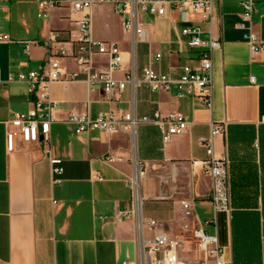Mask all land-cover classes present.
Segmentation results:
<instances>
[{
	"label": "crops",
	"instance_id": "1",
	"mask_svg": "<svg viewBox=\"0 0 264 264\" xmlns=\"http://www.w3.org/2000/svg\"><path fill=\"white\" fill-rule=\"evenodd\" d=\"M38 1L0 0V35L13 40L0 42V264H122L135 259L141 242L158 234L191 250L193 227L216 234L228 264H264V50L252 54L246 31L237 28L238 0H213L211 19L194 12L182 21L181 11L173 8L163 16L138 10L135 20L144 39L123 27L111 3L95 4L89 11L91 38L112 42L120 51L116 79L131 63L137 75L151 66L173 79L185 66H194L197 50L180 33L186 25L199 27L203 38L219 40L220 47L211 53L209 107L178 95L174 84L167 91L141 86L134 93L127 87L111 94L88 84L82 67L69 57L80 35L81 13L55 7L39 17ZM252 29L264 41V0H256ZM50 32L58 37L46 44ZM21 41L30 42L27 53ZM48 56L62 72L78 77L50 86L57 107L47 142L17 137L8 151L9 121L16 112L33 109V96L17 75L42 71ZM106 64L104 55L91 59L92 69ZM132 102L138 117L180 114L187 128L164 141L152 122L138 124L131 136L100 130L76 135L64 121L84 111L92 117L105 112L119 116ZM211 123L224 126L212 142L216 156L227 154L230 184V210L217 213L215 225L205 223L215 214L211 179L202 164L205 147L199 141L210 137ZM47 149L61 160L59 183L52 181ZM134 177L142 200L140 227L132 217L114 218L130 205L129 180ZM181 201L190 203V217H184ZM148 220L156 225H147ZM184 223L189 230L182 229Z\"/></svg>",
	"mask_w": 264,
	"mask_h": 264
},
{
	"label": "built area",
	"instance_id": "2",
	"mask_svg": "<svg viewBox=\"0 0 264 264\" xmlns=\"http://www.w3.org/2000/svg\"><path fill=\"white\" fill-rule=\"evenodd\" d=\"M240 6V22L237 28L246 31V41L250 52L253 54L264 50V41L252 29V16L256 12V0H238ZM111 3L114 12L122 17L123 27L130 30L139 39L145 38L144 31L136 23L135 15L138 10L152 15L163 16L167 9L181 11L182 21H186L187 13L198 12L205 19H211L213 0H129L128 3L121 0H39L38 16H47L49 10L55 7H68L71 11L81 13L77 19L79 38L69 57L82 67L81 73L88 84L101 85L106 94L123 91L129 87L134 91L138 87H146L151 91H167L171 85H175L178 95L195 97L202 105L210 106V92L212 84L211 53L220 47L221 43L210 35L203 38L202 30L197 26L186 25L180 33L187 38L190 48L197 50V60L194 66H185L182 74L173 79L168 75L156 72L151 66L142 69L137 75L134 63H131L121 79L114 77V72L120 67L121 54L118 46L112 42L93 40L90 35V8L95 4ZM57 33L50 32L46 44L57 40ZM13 41L7 34L0 35V42ZM24 51L27 53L29 41H21ZM95 55L107 57L104 69L95 70L91 67V59ZM158 56V55H157ZM42 71H29L26 74L17 75V80L27 84V93L33 96V109L27 113H14L9 121L11 129L5 132V145L8 151H12L17 137L23 142H33L39 139L47 142L50 132V124L55 120L53 112L57 103L50 97V86L55 81L67 82L78 77L77 72H62L56 60L48 56ZM11 80V77H9ZM253 81V77H250ZM64 121L73 126L76 135L90 130H100L107 133L123 131L134 135L135 128L140 123L152 122L160 130L162 139L167 141L171 136L184 132L187 128V120L180 114L161 115L155 113L152 119L138 117L132 102L129 109L122 115L113 112L98 113L95 117L88 111L71 113ZM224 126L221 123H211L210 137L200 139L205 147L206 157L202 164L204 173L211 179V193L209 200L212 204L215 216L205 223L216 224V214L227 213L230 210V184L228 172L227 154L216 156L213 150L212 136L222 133ZM49 157L52 181L59 183L57 175L62 173L61 160L53 157L49 149L46 150ZM111 161L112 157H104ZM99 179H101L99 177ZM132 197L128 209L119 210L115 219L132 217L138 227L143 223L141 219L142 200L136 185V177L129 180ZM181 210L184 217L191 216V206L187 201H181ZM147 225L153 227L156 221L148 220ZM183 230H189L188 223L182 225ZM192 236L196 239L197 247L193 259H186L180 255L190 250L177 239H170L164 234H158L151 240L141 242L138 245L136 257L132 261H122V264H228L223 257V249L218 244L216 234H208L201 227L191 228Z\"/></svg>",
	"mask_w": 264,
	"mask_h": 264
},
{
	"label": "rangeland",
	"instance_id": "3",
	"mask_svg": "<svg viewBox=\"0 0 264 264\" xmlns=\"http://www.w3.org/2000/svg\"><path fill=\"white\" fill-rule=\"evenodd\" d=\"M193 237V236H192ZM193 240H194V242L191 244V250H186V251H184V253L183 254H185V255H188V257H190L191 259H193V257H194V253H195V249H196V247H197V243H196V239L193 237ZM189 258V259H190Z\"/></svg>",
	"mask_w": 264,
	"mask_h": 264
}]
</instances>
